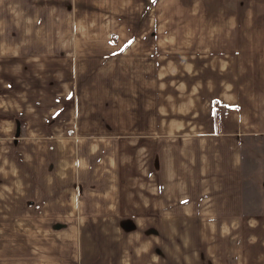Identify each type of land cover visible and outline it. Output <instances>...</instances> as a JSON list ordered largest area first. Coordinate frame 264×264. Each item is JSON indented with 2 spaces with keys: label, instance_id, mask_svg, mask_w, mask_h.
I'll use <instances>...</instances> for the list:
<instances>
[{
  "label": "crops",
  "instance_id": "obj_1",
  "mask_svg": "<svg viewBox=\"0 0 264 264\" xmlns=\"http://www.w3.org/2000/svg\"><path fill=\"white\" fill-rule=\"evenodd\" d=\"M240 2L245 8L239 15L242 29L256 25L264 31V0ZM152 4L0 0V135L57 134L47 133L46 124L62 112L76 128L79 103L105 102V94H98L105 82L94 72L105 69L103 47L112 37L108 24L138 22ZM236 5L237 0L215 3L225 14ZM79 50L96 56L90 71L89 56L78 58ZM257 104L249 114V106L231 108L216 121L210 105L203 127L198 120V129H190V137L180 144H159L150 137L154 142L148 138L136 143L127 156L119 149L116 158L107 156L101 163L92 159L89 175L76 160L71 181L105 183V190L76 189L65 197L60 193L50 213L43 203L26 207L21 223H8L13 213L5 208L1 218L6 228L0 230L22 231L20 244L11 247L14 264H264V223L254 228L243 219L241 196L239 136L264 133L254 119ZM109 166L118 167L117 179L107 173ZM51 181L66 180L56 175ZM110 183H117L118 190H111ZM120 184H129V189ZM5 198L6 192H0V199ZM165 231H180L178 238L164 235L170 249L181 247L176 259L172 250L166 261L161 259L159 232ZM1 250L0 256L5 253Z\"/></svg>",
  "mask_w": 264,
  "mask_h": 264
},
{
  "label": "rangeland",
  "instance_id": "obj_2",
  "mask_svg": "<svg viewBox=\"0 0 264 264\" xmlns=\"http://www.w3.org/2000/svg\"><path fill=\"white\" fill-rule=\"evenodd\" d=\"M219 1L152 0V8H144L140 21L109 23L112 37L105 39L103 47L105 69L98 67L94 72L105 82L98 92L105 94V102L79 103L76 128L64 112L57 115L46 124L47 133L51 130L54 135H0V192L8 197L0 199V228H6V219L1 218L5 208L13 213L8 223H21L26 207L43 203L50 213L54 202L71 190H105V183L71 181L76 160L86 174L92 159L101 163L107 156L116 158L119 149L127 156L136 143L148 138L154 142L150 137L159 144L166 140L180 144L190 137L187 132L197 127L198 120L203 127L210 105L219 117L231 108L247 106L249 114L258 103L254 119L264 130V31L248 24V29H242L239 15L245 8L240 0L236 7L228 6L226 14L224 7L215 6ZM80 54L89 56L86 71H90L96 56L86 50H79L78 58ZM241 129H245L242 122ZM239 137L242 215L256 228L264 223V133ZM39 142H47L46 147ZM107 169L118 178V167ZM56 175L66 181L52 182ZM120 185L122 190L129 189V184ZM110 186L118 190L117 183ZM21 233L0 230V253L3 247L6 253L0 256V264H14L11 247L20 244ZM169 234L178 238L180 231L159 232L163 261L170 250L174 259L181 254V247L170 249L165 242L164 235Z\"/></svg>",
  "mask_w": 264,
  "mask_h": 264
},
{
  "label": "trees",
  "instance_id": "obj_3",
  "mask_svg": "<svg viewBox=\"0 0 264 264\" xmlns=\"http://www.w3.org/2000/svg\"><path fill=\"white\" fill-rule=\"evenodd\" d=\"M214 117H215V121L217 120V116L216 115H214Z\"/></svg>",
  "mask_w": 264,
  "mask_h": 264
}]
</instances>
